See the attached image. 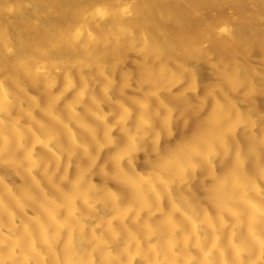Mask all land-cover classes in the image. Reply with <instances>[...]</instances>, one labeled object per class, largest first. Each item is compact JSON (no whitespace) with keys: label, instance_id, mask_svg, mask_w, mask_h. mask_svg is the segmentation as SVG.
I'll use <instances>...</instances> for the list:
<instances>
[{"label":"bare ground","instance_id":"1","mask_svg":"<svg viewBox=\"0 0 264 264\" xmlns=\"http://www.w3.org/2000/svg\"><path fill=\"white\" fill-rule=\"evenodd\" d=\"M0 264H264V0H0Z\"/></svg>","mask_w":264,"mask_h":264}]
</instances>
